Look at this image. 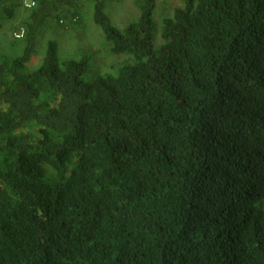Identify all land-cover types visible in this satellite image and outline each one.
Here are the masks:
<instances>
[{"label": "trees", "instance_id": "1", "mask_svg": "<svg viewBox=\"0 0 264 264\" xmlns=\"http://www.w3.org/2000/svg\"><path fill=\"white\" fill-rule=\"evenodd\" d=\"M34 1L0 51V264H264V0H180L159 31L153 0L122 30L93 0L131 63L92 81L54 40L27 70L78 24L79 0Z\"/></svg>", "mask_w": 264, "mask_h": 264}, {"label": "rangeland", "instance_id": "2", "mask_svg": "<svg viewBox=\"0 0 264 264\" xmlns=\"http://www.w3.org/2000/svg\"><path fill=\"white\" fill-rule=\"evenodd\" d=\"M134 0H105V14L112 24L122 30L126 25L138 18V13L133 7ZM153 18L157 30H160L163 18L171 17L175 9L181 8L180 0H153ZM93 0H79L78 24H67L62 16V22L45 31L39 45L38 54L31 58L27 70L36 69L42 59L45 43L48 40L56 41L58 54L61 60L79 59L83 55L90 58L87 80L92 81L104 74H112L117 69L131 63L125 55H114L110 52L103 40L100 30L92 21ZM28 12L22 7L21 0H0V51L5 59L11 60L21 56L24 45L13 39V34L22 27V22ZM157 44L160 43L158 33ZM32 136L37 137L34 128L29 129ZM46 176L53 174L45 168Z\"/></svg>", "mask_w": 264, "mask_h": 264}, {"label": "built area", "instance_id": "3", "mask_svg": "<svg viewBox=\"0 0 264 264\" xmlns=\"http://www.w3.org/2000/svg\"><path fill=\"white\" fill-rule=\"evenodd\" d=\"M22 6L27 9L30 10L33 7H35V1L34 0H22ZM24 36V31L22 29L18 30L16 33L13 34V37L16 40H20L22 39ZM2 68V60H1V54H0V71Z\"/></svg>", "mask_w": 264, "mask_h": 264}, {"label": "clouds", "instance_id": "4", "mask_svg": "<svg viewBox=\"0 0 264 264\" xmlns=\"http://www.w3.org/2000/svg\"><path fill=\"white\" fill-rule=\"evenodd\" d=\"M21 3H22V0H21ZM23 7V6H22ZM24 8V7H23ZM25 9V8H24ZM25 10H27V9H25ZM14 38V37H13ZM15 39V38H14ZM23 39V38H22ZM22 39H20V40H22ZM16 40V39H15Z\"/></svg>", "mask_w": 264, "mask_h": 264}]
</instances>
